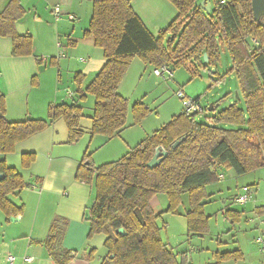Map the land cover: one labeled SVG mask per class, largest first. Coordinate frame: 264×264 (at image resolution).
<instances>
[{
  "label": "trees",
  "instance_id": "1",
  "mask_svg": "<svg viewBox=\"0 0 264 264\" xmlns=\"http://www.w3.org/2000/svg\"><path fill=\"white\" fill-rule=\"evenodd\" d=\"M167 1L174 5L177 16L155 36L134 13L131 0H91L92 13L83 38L102 51L105 63L84 88V76L75 73L76 90L72 93L77 94L80 102L88 96L94 98L92 114L88 117L91 121L88 136L111 140L125 128L129 112L135 126L152 112L142 101L129 106L128 100L117 93L135 59L154 69L189 63L215 68L221 59L220 49L225 48L245 108L237 102L231 103L223 110L214 111L215 115L206 122L196 121V114L190 116L183 111L121 159L97 167L90 155L84 154L75 179L94 189V201L83 220L89 227L87 239L106 236L103 245L107 257L101 264H192L189 251L175 253L163 242L156 224L162 214L152 211L153 197L165 195L168 203L164 214L179 215L182 195L186 194L187 238L203 237L209 232V216L204 209L209 198L206 188L218 182V169H233L239 176L264 169V19L253 20L251 0H213L209 15L198 6L199 0ZM25 13L18 0H10L0 13V38L10 39L13 57L32 55V37L20 36L16 31V24ZM55 62V58L48 60L51 66H56ZM37 85L33 77L31 86ZM6 101L0 92V155L13 154L17 144L42 133L57 121H63L66 126L68 144L84 135L80 126L84 108L74 98L69 103L50 104L46 120L10 123L5 119ZM175 142L179 146L172 149ZM158 147L167 153L166 159L149 169L146 164ZM20 159L21 167L28 169L36 161V154L24 153ZM23 178L5 161H0V210L8 218L22 213V207L14 206L7 196L30 187ZM225 215L232 225L239 222L240 212L228 210ZM50 228L44 244L56 264H68L78 256L87 261L93 259L94 250L57 251L55 244L61 233L57 223ZM120 228L124 235L117 232ZM214 260L210 264L236 263L243 260V253L239 249L217 251Z\"/></svg>",
  "mask_w": 264,
  "mask_h": 264
},
{
  "label": "crops",
  "instance_id": "2",
  "mask_svg": "<svg viewBox=\"0 0 264 264\" xmlns=\"http://www.w3.org/2000/svg\"><path fill=\"white\" fill-rule=\"evenodd\" d=\"M9 1L10 0H0V13L5 9ZM18 1L26 13L16 24V31L20 36L28 34L32 37L33 50L32 55L29 57H13L11 55L10 39L0 38V92L5 96V100H7V114H5V119L9 121V123L23 122L26 119L35 121L46 120L47 108L50 104L57 105L61 103H69L66 99L60 98L58 92H56L58 89H56L54 82L52 83L53 76L51 73L53 72H50L54 69L50 70V68L47 67L49 59H45L46 57L50 59L55 58V64L59 68L62 59H70V56H72L71 54H68L67 56L64 55L65 57H59V59L52 57L58 56V54L54 51L55 37H53L51 33L53 25H50L49 13L52 14L51 17H54L53 10L58 8L57 6H60V8H63L66 11L73 10V12H75L74 9L78 10V8L81 10L83 2L80 1L85 0ZM89 1L91 2V0ZM209 3L211 7H213L211 1H209ZM131 4L133 5L134 13H136L141 19L145 28L150 30L153 35L157 36L158 32L161 31L159 22L166 17L164 16L165 4L162 0H132ZM71 7L73 9L69 10ZM84 13L89 15L90 11ZM41 40L46 41L45 46L40 44ZM77 42L87 43V45L93 46L92 41L83 38V36L80 37ZM77 42L69 40L65 49L69 47L68 49L73 50L77 47ZM89 55H91V53H89ZM87 59H90V57H87ZM37 60H42L43 63L38 65L36 63ZM135 60H133L132 63ZM85 61L87 60L84 59V62L81 63H85ZM104 63L105 59L102 55L101 57L98 56V61L95 64H82V66H79L77 69L73 67L72 72H74V74L81 73L84 76V85H82V88H84L93 76L98 73V70L103 67ZM230 74L234 76V73L231 71ZM33 77H36L37 79V87L31 86V80ZM58 78L61 80L60 72ZM155 79L159 80L156 77ZM75 90L76 87L73 91H70L73 93ZM239 91L234 95L231 92L226 94L225 99L228 101L227 104L237 102L239 107H241L243 96L242 91L240 89ZM73 97L74 96L72 95V98ZM85 101H88L87 97ZM219 106V103H217V105L211 103L207 111H210V115L213 116L215 115L213 111L217 112L228 107L226 106L225 108L218 109ZM208 117L209 115L207 113L203 116V118ZM148 119L149 118L143 121L142 125L146 121L148 122ZM88 120L89 127L86 128L87 130H89L91 126V121L89 118ZM165 123L159 125L163 126ZM61 125L60 121L54 122L42 133L34 135L28 140L17 144L13 154L0 155V161H5L7 166L14 168L22 177H24V175L20 170L27 171V177H24L23 179L30 185L29 188L23 189L22 191H16L7 196V199L10 203L14 204V206L22 207L21 215L8 218L0 210V264H10L7 261L8 256L14 258L11 264H28L23 261V258L25 257L33 259V262L29 264H56L49 255L44 244L50 234V227L53 223H57L58 231L61 233L57 244H55V248L59 252H62L63 250H71L77 253H90L92 250L97 252L99 249H97L98 246L96 245L99 243V239L101 246H103V256L96 258L95 253L91 261L81 259L78 256L72 259L68 264H101V262L107 257V252L103 245L106 236L98 235L92 240L87 239L89 227L83 220L84 213L92 205V201H94L93 186L84 185L75 179L77 169L86 153V149L84 150L83 147H79L78 143L76 145L71 144L75 146H69L67 139L63 141V137L62 139H58L56 136L63 133V131L64 133L66 131V129L63 128L64 126ZM151 128H153V125ZM125 129L126 127L115 134L114 137L120 136ZM157 129L158 128H153V130L145 136H150L153 134V131ZM125 142L129 143L127 140ZM31 152L36 154V161L30 166V168L23 169L21 167V155ZM220 170L221 168L218 169V177L223 176L222 179H224V175L219 173ZM157 196L158 194L155 195L151 201L152 211L155 214H162V216L157 219L156 224H158V221L164 216L166 211V208H164V210H157L162 209L163 202L162 199ZM210 196L212 195L210 194L209 198ZM209 198L207 199V202ZM224 203L225 202L223 201L222 204ZM224 208V215L228 210H235L230 206L225 205ZM258 209L259 208H257L256 211ZM235 211L239 212L237 209ZM185 214H183V216H185ZM183 222L186 223V218H184ZM196 237L199 236H192L189 240ZM95 238H97L96 244L93 243ZM201 238H204V236ZM218 242L221 244L219 240ZM164 243L169 247L167 242ZM236 249L241 250L240 248ZM193 250L195 251V248H193ZM197 250L199 249L197 248ZM215 253L211 256L213 260ZM244 260L245 259L239 262H244ZM214 262L210 260V263ZM223 264H229V262H223Z\"/></svg>",
  "mask_w": 264,
  "mask_h": 264
},
{
  "label": "rangeland",
  "instance_id": "3",
  "mask_svg": "<svg viewBox=\"0 0 264 264\" xmlns=\"http://www.w3.org/2000/svg\"><path fill=\"white\" fill-rule=\"evenodd\" d=\"M199 1L198 6L201 4L202 0ZM209 1H211L213 6L214 1ZM80 2H83V7L81 10L80 8H78V10L74 9L75 12L71 10L73 9L72 7L69 9L71 11H66L60 8V6H57L61 12L59 21L56 20L55 17H51L52 14L49 13L50 25H53L51 33L52 36L55 37L54 51L58 54V56L52 57L59 59L60 50L57 46L59 42L64 46L61 49L63 53L65 52L64 55H72L70 59H62L59 68L49 64L47 66L50 70L54 69L50 72H53L51 73L53 76L52 83L54 82L56 89H58L56 92H58L60 98L66 99L68 102L71 101L70 98H72V96L69 97L67 92H71L75 88L73 83V67L77 69L79 66H82V64H95L98 61V56H102L100 49L92 45H87V43L77 42L80 37L83 36L84 31L88 29V23L92 13V2L89 0ZM162 2L165 4L164 16L166 17L159 22L160 30L166 28L177 16V10L174 5L167 0H162ZM211 10L212 7L208 14H210ZM89 11V15L84 13ZM69 15L74 18L72 21H68L67 17ZM69 40L77 42V47L73 50L68 49L69 47L65 49ZM40 44L45 46L46 41L41 40ZM89 53H91V55H89ZM220 53L221 59L215 68H203L194 63H189L181 67L170 65L169 69L172 73V78L167 80L159 79L162 82L155 79L153 76V68H149V66L146 67L139 59L131 63L119 84L120 88L118 86L119 89H117V93L128 100L129 106L138 101H142L152 112L144 119L145 121L149 118L148 122L146 121L142 125V121L136 126L132 125V115L129 112L125 131L120 136L114 137L111 140H107L101 136H96L91 139L90 136H88L89 133L86 128L89 127L88 116L92 114L94 98L88 96V101L80 102L75 93L73 98L78 104L83 105L84 108V118L80 121V126L84 135L77 142L72 144L76 145L78 143L79 147H83L84 150L86 149V153L90 155L91 162L96 167L121 159L124 155L129 153L131 148L137 145L141 139L145 138V135L152 131L153 128H159L161 126L159 124L170 121L172 116L178 115L184 111L182 100L176 96L178 90H183L186 99L196 100L198 105L203 109L201 113L194 116L196 121H207V118H203V116L206 113L209 117L212 116L210 115V111H207L211 103L216 105L219 103L220 106L218 109L225 108L226 106L229 107L230 103L227 104L228 101L225 99L226 94L231 92L234 95L240 89L237 78L230 74L232 65L229 52L224 48L222 50L220 49ZM87 57H90L91 60L87 59ZM45 59L50 58L46 57ZM78 59H86L87 61L81 63ZM59 72L61 80L58 78ZM217 80H219V82L215 83ZM241 102V107L245 108L243 100ZM60 124L66 129L63 121H60ZM152 125L153 128H151ZM56 137L58 139H62L63 137V141L66 139L68 140L67 129L65 133L63 131V133ZM126 140L129 143H126ZM75 145L69 144V146ZM20 172L24 177H27V171L20 170ZM219 173L224 175V179L208 185L206 188V192L212 195L208 202L206 201L204 208L206 216H209L208 234H206L204 238L200 236L192 240L187 238L186 223L183 222L185 216H183V214L189 210L188 196L183 194L182 203L179 207V217L178 215L169 213L164 214L158 221L160 236L176 253L184 252V250L190 251L189 261H191L192 264H208L210 260L214 262L211 256L216 251L223 253L235 251L236 248L242 250L243 259L245 260L244 262H229V264H264V169H259L258 171L243 176L237 175L233 169H221ZM246 186L251 190L249 200L246 204H234L236 197L240 195V191ZM157 197H160L164 202H162V209L157 210H164L167 206V197L163 194H158ZM223 201L225 202L224 204H222ZM224 205L230 206L233 210L237 209L241 213L239 222L232 225V221L223 214L225 211ZM257 208L259 209L256 211ZM162 222L167 224L165 228L162 227ZM96 236L98 235L94 237ZM94 237H92L91 240ZM97 238L93 240L94 244H96ZM258 239L263 240L261 245L255 243ZM218 240L221 244H219ZM98 241L99 243L96 246H98L97 249L99 250L95 252L96 258L104 255V249L103 246H101L100 239ZM193 248H195V251ZM197 248L199 250H197Z\"/></svg>",
  "mask_w": 264,
  "mask_h": 264
},
{
  "label": "built area",
  "instance_id": "4",
  "mask_svg": "<svg viewBox=\"0 0 264 264\" xmlns=\"http://www.w3.org/2000/svg\"><path fill=\"white\" fill-rule=\"evenodd\" d=\"M222 2H224L225 0H221ZM53 14L56 20L60 19V11L58 8H55L53 10ZM67 19L70 21H72L74 18L72 16H68ZM253 43H255V40H253ZM57 46L59 47L60 53H59V57H63L64 53L63 51H61V49L63 48L62 43H58ZM80 62H84V59H79ZM153 75L154 77L161 79V80H167L172 78V73L170 71L169 68H167V66H163L161 68H157L153 70ZM67 95L69 97L72 96V92H67ZM176 96H178L181 100H182V105L184 106V111L188 114V115H193V114H199L203 111V109L201 108L200 105H198L197 102H195L194 100H188L185 98V94L183 93V91L178 90ZM223 178V176H219L217 179L220 181ZM250 188L248 186L244 187L241 191H240V195L236 197L235 199V203L234 204H246V202L249 200L250 197ZM263 242L262 239H258L257 241H255V243L257 245H261ZM264 250V247H263ZM14 260V258L12 256H8L7 261L8 263H12ZM23 261L25 263H32L33 259L32 258H23Z\"/></svg>",
  "mask_w": 264,
  "mask_h": 264
},
{
  "label": "water",
  "instance_id": "5",
  "mask_svg": "<svg viewBox=\"0 0 264 264\" xmlns=\"http://www.w3.org/2000/svg\"><path fill=\"white\" fill-rule=\"evenodd\" d=\"M207 4L204 6V4ZM200 7L203 9L204 13L209 15V11L211 5L209 0H202ZM251 12L253 16V20L255 22H259L260 20L264 19V0H251ZM207 55L204 54V61L206 62ZM179 146V142H175L172 146V149H176ZM167 156V153L160 147L156 148L154 156L151 158L152 160L147 163V167L149 169H153L155 166L159 165ZM14 221V220H12ZM117 232L121 235H124L125 232L122 228L118 229Z\"/></svg>",
  "mask_w": 264,
  "mask_h": 264
}]
</instances>
